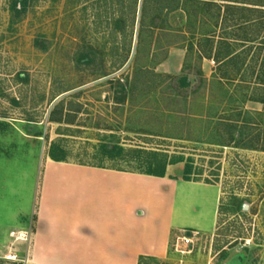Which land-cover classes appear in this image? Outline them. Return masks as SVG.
<instances>
[{"label": "rangeland", "instance_id": "374dc122", "mask_svg": "<svg viewBox=\"0 0 264 264\" xmlns=\"http://www.w3.org/2000/svg\"><path fill=\"white\" fill-rule=\"evenodd\" d=\"M143 1L29 0L15 19L12 0H0V217L21 211L31 240L40 164L53 145L64 149L68 163L131 174L139 171L136 161L106 158L101 145L160 152L191 160L196 180L186 183L205 186V196L215 198L214 231H175L167 260L139 264H264V152L243 148L254 124L264 131L258 103L264 86L256 80L264 74V27L245 65L222 73L214 62L184 53V13H164L163 30H152L155 1L146 0L145 10ZM199 27L216 30L217 38L231 33L221 24ZM242 47L234 44L235 53ZM117 82L135 87L122 105L115 104ZM68 114L72 124L50 120ZM245 120L253 125L241 142L230 123ZM182 167H169L168 175L181 178ZM179 203L176 222H191L193 212ZM18 218L17 227L27 222ZM10 239L0 264H30L24 259L29 241ZM11 252L16 260L6 258Z\"/></svg>", "mask_w": 264, "mask_h": 264}, {"label": "crops", "instance_id": "0c3cea01", "mask_svg": "<svg viewBox=\"0 0 264 264\" xmlns=\"http://www.w3.org/2000/svg\"><path fill=\"white\" fill-rule=\"evenodd\" d=\"M193 54L199 55L196 45ZM200 74L197 76L201 79ZM40 166L39 194L32 211L33 233L25 246L26 258L23 257L30 264L165 261L175 231L194 229L202 235L214 231L211 210L215 198L205 196L209 190L201 184H177L167 179L50 159ZM178 199L184 212H193L191 222H176ZM196 200L206 204L203 210L197 207ZM16 216L27 217L21 211L9 210L0 217H3L0 250H11V233H26L29 229L27 219L23 225L18 222L17 227Z\"/></svg>", "mask_w": 264, "mask_h": 264}, {"label": "trees", "instance_id": "16d2710c", "mask_svg": "<svg viewBox=\"0 0 264 264\" xmlns=\"http://www.w3.org/2000/svg\"><path fill=\"white\" fill-rule=\"evenodd\" d=\"M29 0H12L10 4V11L13 14V18L18 19L25 12L28 6ZM155 6H153L154 18L151 22L152 30H163L160 24V17L164 13L182 12L187 19V26L189 32L183 33L189 35L187 52L192 56L194 45H196L199 51V59L212 60L218 67V71L225 73L230 65L244 66L247 57L252 51V48L257 44L259 40V34L264 27V0H214V1H199V0H154ZM169 2L167 6H164V2ZM146 9V0L143 1V10ZM208 20V21H207ZM213 21V22H211ZM208 23L209 26L217 29L222 25L224 30H231L226 37L216 36V30L200 32L198 25L204 26ZM228 36V37H227ZM230 36V38H229ZM217 40V41H216ZM263 42V41H262ZM234 44L243 46L241 54H237L234 51ZM263 44V43H262ZM259 46V45H258ZM260 45L259 47H261ZM261 48L259 51L261 52ZM255 52L256 58L261 53ZM264 56V51H263ZM201 76V74H200ZM203 80L202 78L200 79ZM258 85L264 86V74L256 77ZM183 85L189 84L188 79L181 77ZM132 90H135L134 84L128 87L122 83L117 82L115 90V104L122 105L126 102L127 98L131 94ZM258 103L264 107V98L260 99ZM80 113V108L75 111ZM70 114L65 115V119L62 118H50L52 122L61 124L64 120L67 124H72V120L68 119ZM264 116V115H263ZM262 116V117H263ZM230 123V127L237 130L239 128V137L241 142L249 135L245 133V129L251 124L245 120L238 125ZM249 125V126H248ZM253 124H251L252 126ZM240 126V127H237ZM250 126V128H251ZM257 129L251 132L250 137L247 136L250 141L248 147L243 145V148L250 150H260L264 152V131H260L257 124H254ZM261 124H259V127ZM247 134V135H246ZM100 153L102 156L111 160H133L138 163V170L136 174L145 175L149 177L159 179H173L181 180L183 182H195L193 177V166L190 159H184L183 157L169 158L165 153L160 152H146L129 151L126 152L121 146L114 145L112 147L101 145ZM65 151L60 146H51L48 157L53 162H66ZM183 164L181 178L170 177L168 175V169L171 166ZM119 172L129 173L122 170H116Z\"/></svg>", "mask_w": 264, "mask_h": 264}, {"label": "built area", "instance_id": "2783aa9c", "mask_svg": "<svg viewBox=\"0 0 264 264\" xmlns=\"http://www.w3.org/2000/svg\"><path fill=\"white\" fill-rule=\"evenodd\" d=\"M11 238L17 240H21L25 243H28L30 235L28 233H12ZM187 237V236H186ZM8 260H16L17 257L14 252L9 253V255L6 257Z\"/></svg>", "mask_w": 264, "mask_h": 264}, {"label": "water", "instance_id": "95a60500", "mask_svg": "<svg viewBox=\"0 0 264 264\" xmlns=\"http://www.w3.org/2000/svg\"><path fill=\"white\" fill-rule=\"evenodd\" d=\"M191 236V233H187V237H190Z\"/></svg>", "mask_w": 264, "mask_h": 264}]
</instances>
